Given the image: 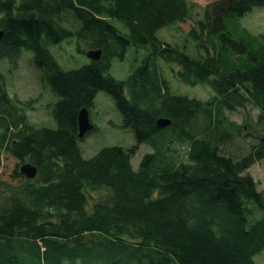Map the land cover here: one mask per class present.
<instances>
[{
  "label": "trees",
  "instance_id": "obj_1",
  "mask_svg": "<svg viewBox=\"0 0 264 264\" xmlns=\"http://www.w3.org/2000/svg\"><path fill=\"white\" fill-rule=\"evenodd\" d=\"M255 7L264 0H211L201 11L190 0H0V61L15 67L31 51L57 96L55 127H36L0 70V264H258L264 188L249 168L264 159V33L241 23ZM165 27L186 43L161 39ZM71 37L100 57L64 70L48 47ZM129 46L148 53L126 79L106 74ZM161 62L211 94L174 92ZM100 90L135 142L84 158L78 112ZM239 110L241 123L230 118ZM27 161L33 178L19 171Z\"/></svg>",
  "mask_w": 264,
  "mask_h": 264
},
{
  "label": "rangeland",
  "instance_id": "obj_2",
  "mask_svg": "<svg viewBox=\"0 0 264 264\" xmlns=\"http://www.w3.org/2000/svg\"><path fill=\"white\" fill-rule=\"evenodd\" d=\"M199 11L211 0H190ZM121 26L120 23L115 22ZM242 26L256 33H264V7H255L241 18ZM176 27L163 28L157 32V35L168 42L175 43L179 46L185 42V35L180 34ZM193 45V41H189V47ZM188 47V48H189ZM50 53L64 70H70L80 67L89 62L86 54L80 53L77 50L74 37L62 40L58 44H53L48 47ZM148 53L147 48H135L129 46L125 57L119 59L115 57L111 61L110 68L106 74H110L116 79L124 80L131 67L140 63L145 54ZM32 53L29 50L22 49L13 67L8 60L0 61V70L4 72L7 78V88L10 95L15 98L18 96L21 102H28L29 108L26 113L30 123L36 127L54 128L55 122L52 116L53 105L57 101V96L50 88L41 81L36 70L30 63ZM174 64V63H168ZM164 75L172 82V90L176 93L206 99L211 94L210 89L203 85H187L179 82L173 75L170 69H165V64L161 62ZM173 69H178V65H172ZM127 93V92H126ZM19 105V104H17ZM250 109V108H249ZM252 118L257 115V109H250ZM244 114L242 110L232 113L230 118L241 123ZM89 118L94 125V129L85 134L84 138L79 141L81 154L84 158H89L104 147L111 145L131 146L135 140L131 129L122 127V118L120 113L114 106L112 98L104 91H98L94 98L93 105L89 109ZM262 136L261 131L255 130L251 133L248 140L250 143L256 142ZM242 144V141H239ZM237 142H235V145ZM232 147V146H230ZM148 147L141 144L137 152L132 158L134 164L139 163L144 152ZM137 163V165H138ZM135 165L134 168L137 167ZM249 172L257 181L258 188H264V159L255 162ZM258 264H264V251L256 257Z\"/></svg>",
  "mask_w": 264,
  "mask_h": 264
},
{
  "label": "water",
  "instance_id": "obj_3",
  "mask_svg": "<svg viewBox=\"0 0 264 264\" xmlns=\"http://www.w3.org/2000/svg\"><path fill=\"white\" fill-rule=\"evenodd\" d=\"M3 34V30L0 29V38ZM100 50L96 49V50H89L87 52V55L92 58V59H97L100 57ZM157 124L160 127H164L166 125L169 124V120L168 119H158ZM78 126H79V133L78 136L82 137L84 135V133L91 128V125L88 122V112L86 108H82L79 113H78ZM36 166L32 165L31 163H24L21 167H20V172L22 174H24L26 177L28 178H32L35 176L36 174Z\"/></svg>",
  "mask_w": 264,
  "mask_h": 264
}]
</instances>
